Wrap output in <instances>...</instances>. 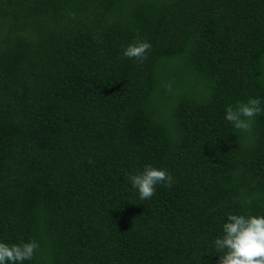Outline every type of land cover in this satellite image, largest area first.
<instances>
[{
    "label": "trees",
    "instance_id": "trees-1",
    "mask_svg": "<svg viewBox=\"0 0 264 264\" xmlns=\"http://www.w3.org/2000/svg\"><path fill=\"white\" fill-rule=\"evenodd\" d=\"M249 97L264 0H0V240H35L25 264H219L227 215H264V114L224 119ZM147 165L174 183L141 201Z\"/></svg>",
    "mask_w": 264,
    "mask_h": 264
},
{
    "label": "clouds",
    "instance_id": "clouds-1",
    "mask_svg": "<svg viewBox=\"0 0 264 264\" xmlns=\"http://www.w3.org/2000/svg\"><path fill=\"white\" fill-rule=\"evenodd\" d=\"M151 44L136 40L122 49L127 59L143 61ZM264 99L249 97L247 101L225 108L224 119L238 132L250 134L255 118L264 114ZM127 182L138 199L147 201L156 194L157 186L171 188L173 177L164 169L145 166L127 176ZM39 244L35 240L9 244L0 240V264H25L36 255ZM209 252L219 256V264H264V215L229 213L220 233L212 240Z\"/></svg>",
    "mask_w": 264,
    "mask_h": 264
}]
</instances>
